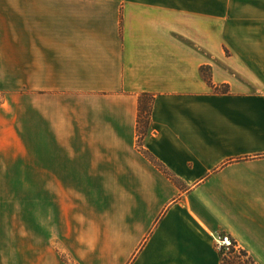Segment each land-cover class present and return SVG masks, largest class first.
Here are the masks:
<instances>
[{"label": "crops", "instance_id": "0c3cea01", "mask_svg": "<svg viewBox=\"0 0 264 264\" xmlns=\"http://www.w3.org/2000/svg\"><path fill=\"white\" fill-rule=\"evenodd\" d=\"M222 236L264 264V0H0V264H222Z\"/></svg>", "mask_w": 264, "mask_h": 264}, {"label": "trees", "instance_id": "16d2710c", "mask_svg": "<svg viewBox=\"0 0 264 264\" xmlns=\"http://www.w3.org/2000/svg\"><path fill=\"white\" fill-rule=\"evenodd\" d=\"M206 68L201 69V73L204 75V70ZM207 83L209 85H212V78L206 79ZM155 96L151 94H143L140 98V105H139V127H138V133L140 138L145 137L149 133L150 129V118L153 110V102H154ZM160 166L159 164H157ZM161 167V166H160ZM232 245L235 248H237V245L234 241H232ZM221 257H222V264H227V259L225 257L224 250L225 248H221ZM242 252V255L245 256L251 264H257L254 259L244 250L240 249Z\"/></svg>", "mask_w": 264, "mask_h": 264}, {"label": "rangeland", "instance_id": "374dc122", "mask_svg": "<svg viewBox=\"0 0 264 264\" xmlns=\"http://www.w3.org/2000/svg\"><path fill=\"white\" fill-rule=\"evenodd\" d=\"M202 76L205 79H209L210 77L212 78V69L211 68H206L204 70V75L202 74ZM221 91H227L228 87H224L222 86L220 88ZM141 139V138H140ZM225 236H222L220 240H222ZM230 240L232 241V239L230 238ZM225 253V257L227 259V264H251L249 262V260L242 255V252L239 248H235L232 246L229 247V249L224 250Z\"/></svg>", "mask_w": 264, "mask_h": 264}, {"label": "built area", "instance_id": "2783aa9c", "mask_svg": "<svg viewBox=\"0 0 264 264\" xmlns=\"http://www.w3.org/2000/svg\"><path fill=\"white\" fill-rule=\"evenodd\" d=\"M219 247L229 249L230 246H232V241L230 240V237L225 236L222 240H219Z\"/></svg>", "mask_w": 264, "mask_h": 264}]
</instances>
